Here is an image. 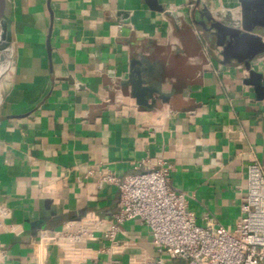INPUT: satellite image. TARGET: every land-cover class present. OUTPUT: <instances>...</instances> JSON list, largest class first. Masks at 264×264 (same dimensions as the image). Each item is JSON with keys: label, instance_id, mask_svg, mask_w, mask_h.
Wrapping results in <instances>:
<instances>
[{"label": "crops", "instance_id": "1", "mask_svg": "<svg viewBox=\"0 0 264 264\" xmlns=\"http://www.w3.org/2000/svg\"><path fill=\"white\" fill-rule=\"evenodd\" d=\"M208 1L213 11L238 7L235 0ZM9 2L0 209L14 232L0 234V264H137L153 257L149 230L138 220L120 227L118 240L127 243L118 253L98 254L108 246L100 235L53 244L65 223L116 212L118 189L101 183L99 173L122 178L142 162L170 164V184L187 194L199 225L205 217L225 229L237 223L248 165L256 161L264 172V98L245 82L244 67L222 65L220 49L205 42L191 20L196 0H158L163 13L143 0ZM181 44L184 53L174 56ZM141 47L164 64L163 91L174 90L172 104L158 111L140 109L121 87ZM250 66L263 86L264 57Z\"/></svg>", "mask_w": 264, "mask_h": 264}, {"label": "built area", "instance_id": "2", "mask_svg": "<svg viewBox=\"0 0 264 264\" xmlns=\"http://www.w3.org/2000/svg\"><path fill=\"white\" fill-rule=\"evenodd\" d=\"M203 48L205 51V45ZM133 170L122 178L107 171L99 173L101 183L118 189L116 212L108 219L82 218L65 223L55 233L53 244L67 247L94 241L100 235L108 246L98 254L118 253L127 243L118 240L120 227L138 220L149 230L153 251L159 257L141 258L137 264H264V172L256 161L247 167L240 218L231 229L208 217L204 226L196 222L187 210V194L170 184L171 166L166 161L142 162ZM92 175L93 171L87 173ZM8 217L9 213L0 209V234L14 232L5 224ZM3 257L0 250V263Z\"/></svg>", "mask_w": 264, "mask_h": 264}, {"label": "water", "instance_id": "3", "mask_svg": "<svg viewBox=\"0 0 264 264\" xmlns=\"http://www.w3.org/2000/svg\"><path fill=\"white\" fill-rule=\"evenodd\" d=\"M143 2L153 12H164L158 0H143ZM235 2L238 7L234 11L228 8L213 11L208 0L203 6L200 5V0H196L191 20L203 34L205 42L220 49L221 64L227 66L234 62L244 67L249 75L245 82L254 87L260 98H264L262 75L254 72L250 66L253 61L264 56V36L261 35L264 33V0H235ZM119 15L126 17V13ZM234 15L240 17L237 19L233 17ZM123 23H127L126 19ZM174 29L177 34L181 35L183 32V28L179 25ZM11 43L10 2L0 0L1 66L11 52ZM183 53L182 44L177 45L172 51L174 56ZM199 58L200 56L194 58L196 66L200 64ZM5 72L0 71V83ZM166 83L162 61L155 59L154 50L146 51L141 47L129 61L127 79L121 87L130 89V95L140 109L152 112L160 110L163 105L172 104L174 90L164 92L163 86Z\"/></svg>", "mask_w": 264, "mask_h": 264}, {"label": "bare ground", "instance_id": "4", "mask_svg": "<svg viewBox=\"0 0 264 264\" xmlns=\"http://www.w3.org/2000/svg\"><path fill=\"white\" fill-rule=\"evenodd\" d=\"M10 58H11V52H9V54H8V56L6 57V59H5L4 63H3V65H2V66L0 65V71H1V72H5V71L8 70L9 65H10Z\"/></svg>", "mask_w": 264, "mask_h": 264}, {"label": "rangeland", "instance_id": "5", "mask_svg": "<svg viewBox=\"0 0 264 264\" xmlns=\"http://www.w3.org/2000/svg\"><path fill=\"white\" fill-rule=\"evenodd\" d=\"M151 255L153 256V258L159 257V255L157 253H155V252L151 253ZM169 263H171V264H178V262H176V261H174V262L171 261Z\"/></svg>", "mask_w": 264, "mask_h": 264}]
</instances>
